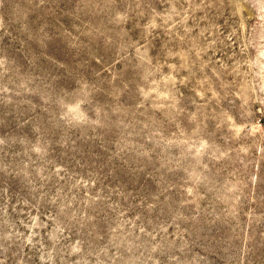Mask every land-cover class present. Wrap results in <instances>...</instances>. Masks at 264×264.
Listing matches in <instances>:
<instances>
[{
  "label": "rangeland",
  "instance_id": "1",
  "mask_svg": "<svg viewBox=\"0 0 264 264\" xmlns=\"http://www.w3.org/2000/svg\"><path fill=\"white\" fill-rule=\"evenodd\" d=\"M0 264H264V0H0Z\"/></svg>",
  "mask_w": 264,
  "mask_h": 264
}]
</instances>
